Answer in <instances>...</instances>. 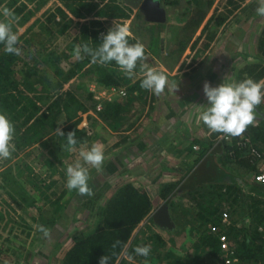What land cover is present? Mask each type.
<instances>
[{
	"label": "rangeland",
	"instance_id": "1",
	"mask_svg": "<svg viewBox=\"0 0 264 264\" xmlns=\"http://www.w3.org/2000/svg\"><path fill=\"white\" fill-rule=\"evenodd\" d=\"M126 1L86 0L81 3L84 7L78 3L73 8L68 7L65 0H0V3H2L0 11L5 6L13 3V7L10 9L12 13L18 6H25L23 13L17 19L13 17L5 18L0 14V20L9 21L12 31L17 33L19 38L17 47L23 46L24 40L33 34H41V38L43 37L41 42L47 46L46 50H44L43 46H39L36 50L33 48L25 49L27 47L20 49V54L17 55V62L12 67L19 80L22 96H25V98H21L23 104L20 108L26 106V110L23 112L24 115L21 119L13 122L14 133L10 142L12 145L10 149L11 155L8 158L0 157V211L6 213L0 224V264H55L61 249L68 248L72 241L85 237L99 224L100 219L92 215L88 218V222L91 224L76 226V221L73 219V211L66 203L68 198L66 193L68 191L66 187V170L69 166H75L77 163L88 169L87 182L91 194L81 195L78 192V196H85V199L90 201V208L96 210V204L104 201L103 193L112 190L114 184L108 182L107 185L104 184L105 186H103L101 176L98 175L101 167L96 169L89 164H85L80 152L90 149L93 145L102 147L104 140H108L106 130L110 129L113 132L116 130L101 121L93 107L96 106L97 110H101L105 101L118 98L119 91H115L113 88H106L103 84H100L97 81L100 76L97 75L96 71L95 73H87L90 70L88 68L94 64L93 59L91 60L92 62L89 61L82 67H77L76 63L78 61H85L90 56L81 50L80 54L81 52L83 54L79 58L74 54L70 61H61L60 64H53L52 67L47 64V60L49 53L53 51L59 54L65 50L76 53L77 47L75 46H78V42L76 45L75 42L80 36L81 24L85 21H101L105 28L109 27V22H111L114 26L124 25L128 27L129 36L136 42L138 40L139 43L143 44L145 57L137 61V66L133 70L131 77L126 75L115 61L106 64L100 63V66L108 67L118 72L121 70L124 72L122 74L123 80L126 82L131 81V84L135 83L136 80L144 79V71L147 70L145 65L147 68H149V65H153L151 61L153 58L150 56L151 51L148 49L150 38L148 32L142 27L145 26V23H142L143 18L138 14L139 9L134 8L130 4L128 5ZM198 1L201 5L199 10L197 9L196 0H180V4L176 7L166 5L165 12L169 20L165 22L166 26L162 33L163 39L165 36L170 37L169 39L174 37L177 44L182 43L183 40L186 41L187 37L185 39L184 36H187V34H182L183 36L178 40L177 35L181 28L188 26L193 14L197 13L201 18L205 17L202 23L207 21L206 26L202 29V24L199 28L195 25L191 31L192 33L194 30L191 42H189V38L186 42L192 50L198 46L203 50L208 49L218 37L222 27L209 21L210 19L207 20L212 16L211 14H213L214 19L227 17L226 22L248 0ZM253 1H255V7L251 11L253 14L258 15L257 9L261 6L260 0ZM253 1L250 0L251 4ZM115 3L125 8L129 18L124 20L109 19L99 15L101 12H107L112 9L111 6H114ZM106 5L109 6L106 7ZM29 10L33 12V15L29 16L27 20L26 16ZM247 10L248 6L246 7ZM203 11L205 13L202 16L200 12ZM261 17L264 20V16ZM262 24H264V21H262ZM188 28L187 33L190 30ZM46 29L50 33L44 31ZM200 29L202 34L198 37ZM256 29L260 30L261 33L257 39V46L258 54L262 60H258L261 63L255 61L252 65L264 64V57L261 53V36L264 27L260 29L256 26ZM96 30L101 29L97 28ZM138 34L143 36L140 37ZM203 37L205 38L202 40ZM49 40L50 44H48ZM167 41L168 44L166 43V46H174L171 40ZM179 45L182 46L181 44ZM198 54L200 55L201 53L199 52ZM153 57L157 58L156 56ZM236 57L234 56V58ZM156 60L161 62L159 59ZM169 61L172 62V60ZM235 65L236 67L241 66V61L238 60ZM248 67H251V64L243 70ZM35 70H37L38 75L28 74ZM243 70L238 72L239 76L235 82H239V77L246 76L242 74ZM30 79L34 83L33 90L28 89ZM45 81L47 85H43ZM48 87H50V90L47 89ZM129 87L130 85L124 87L125 94L128 92ZM71 96H75L80 101V104L89 109L85 113L79 110L76 115L78 118H83L80 127L87 131L89 140L81 146L68 149L69 151L67 152L57 129L63 131L74 121V119L69 121L70 117L64 107ZM89 96H91V99H89ZM26 97L31 98L35 106L25 100ZM142 98L146 99V94L140 96V99ZM140 101L144 104L146 103L145 100ZM255 110L257 111V119L258 117H263L264 101ZM32 112L36 113L33 120L27 126H22L25 116ZM88 116H92L96 120H86ZM126 117L123 116V118ZM127 120L129 121L130 117L125 119V124ZM32 124L34 127H32ZM125 124L123 125L124 127ZM114 125L117 124L114 123ZM16 126L19 127L17 128ZM17 137L23 138L21 141L25 145L22 144L21 147H17ZM32 138L35 139L32 140ZM258 172L259 169L253 175L255 184H258L254 179ZM17 185L22 186L24 191L16 192ZM100 188H102L103 193ZM194 189H187L186 197L183 199V202L187 201V209L193 212L191 221L190 218H187L188 222L185 216L179 215L175 207V213L171 211L172 218L168 213L175 230L170 231L168 228L160 227L154 218L150 217L145 223L141 224L136 236L146 240L145 238L149 232H156L155 229L159 228L160 233L158 234H162L161 236L165 242L161 252H178L189 264H224L213 259L207 249L200 245L198 230L201 221L196 216L198 208L195 207V204L198 200L199 202H205L202 196L207 193L208 188L197 189L195 195L191 197L189 193L193 192ZM217 192L218 190L215 196L214 190L209 188L208 196L210 198L208 200H215ZM174 202L175 199L172 200V203ZM66 204L67 207L64 208ZM186 207L184 208L186 209ZM99 210L100 208L97 211L99 212ZM200 211L202 212L203 210L200 209ZM225 211L229 213V209ZM231 223L229 218V223L223 224L226 225L224 226L226 228ZM183 225L189 226L190 229L185 230ZM41 226L47 231V235L40 230ZM212 228L213 226L209 230H212ZM218 231H222V227L217 228ZM149 244L151 250H153L155 248L154 243ZM8 251L10 252L8 253ZM155 253H159L156 248ZM155 261L159 263L160 260L156 259Z\"/></svg>",
	"mask_w": 264,
	"mask_h": 264
},
{
	"label": "trees",
	"instance_id": "2",
	"mask_svg": "<svg viewBox=\"0 0 264 264\" xmlns=\"http://www.w3.org/2000/svg\"><path fill=\"white\" fill-rule=\"evenodd\" d=\"M65 1L68 7H75L78 3L83 6L81 3L86 0ZM161 1L164 6L170 5L176 7L180 4V0ZM1 4L2 3H0V5ZM13 4L5 7L11 9ZM196 4L197 9L199 10L201 5L198 0H196ZM108 6L109 5H106V7ZM111 8L112 9H109L107 12H101L99 15L109 19L124 20L129 18L123 6H119L115 3ZM24 9L25 6H18L15 8L13 18L17 19L23 13ZM204 13L205 11L200 12L202 16ZM31 15H33V12L29 10L28 15L26 16L27 20ZM204 18H201L197 13L193 14L192 19L188 22V26H186L187 28H190L193 25L190 28L189 33L186 32V27L181 28L177 35V40L183 36L182 34H187V36L184 37L185 39L187 37V40L189 38V42H191L192 34L194 33V30L191 33L192 29L195 25L199 28ZM226 19L227 17H222L218 20L217 24L221 25ZM109 23V27L105 28L101 21H85L81 24L80 36L76 39L75 45L78 42L81 51H83L84 45H87L91 49H96L101 43L103 36L114 27L111 22ZM142 23H145V26L148 25L147 27H142L148 32V34H150V42L148 46L150 51L155 56L161 57L160 45L166 23L148 22L145 19H143ZM97 28H100L101 30H96ZM44 31L48 32V29ZM138 35L141 36V34ZM42 40L43 37L41 38V34H33L24 40L25 42L23 46L18 48L22 49L27 47L25 49L33 48L36 50L39 46H43L44 50H46L47 46L41 42ZM128 40L130 44L138 42L133 40L130 36L128 37ZM186 41L183 40L182 43H179L182 45H179L182 50H185L188 46ZM261 41V53L264 57V31L261 36ZM48 42V44H50V40ZM78 46L76 45L75 47ZM3 49L4 45L0 43V113L5 114L7 117L9 116L8 119L12 125H14L13 122L21 119L24 115L23 112L26 110V106L20 108L23 104L21 98H25V96H22L19 80L15 74V70L12 68L13 65H15L14 63L17 62V55L5 53ZM74 54L75 52L70 50H65L60 54L56 51L50 52L47 64L52 67L53 64H60L61 61H70ZM82 54L83 52H81L80 55L82 56ZM169 55L174 59L175 54L173 52ZM89 59L78 61L76 63L77 67H82L89 61L92 62L91 60L93 58H91V55L89 56ZM100 65L101 64L98 61H95L93 66L88 68L90 70H88L87 73H95L96 71L97 75L100 76L97 81L100 84H103L106 88H113L115 91H119L118 94L120 96L117 99L105 101L101 110H97L96 106L93 108L97 112L101 121L117 130L118 126L114 125V123L118 124L119 118L126 116L129 112L126 110L123 111V109L126 107L129 109L134 108L135 103L133 97L135 94H138L140 97L146 94L148 90L141 87V81L143 79L136 80L135 83L131 84V81L126 82L123 80L122 74H124V72L121 70L118 72ZM28 74L38 75V72L35 70ZM242 74L246 76L239 77V81L248 78L255 81H263L264 64H253L251 67L243 70ZM43 85H47L46 81ZM129 85V90L125 94L122 88ZM33 87L34 83L30 79L28 82V89L33 90ZM47 89L50 90V87ZM89 99H91V96H89ZM25 100L35 106L31 98L26 97ZM79 102L80 101L77 100L75 96H71L69 102L64 106L70 117L69 121L74 119V121L63 130L64 136H61L67 152L69 151L68 149L81 146L89 140L87 131L80 127L83 118H78L76 116L77 111L82 110V112L85 113L88 112L89 109ZM255 112L257 114L256 110ZM35 114L36 113L32 112L25 116V121L22 126H27L33 120ZM262 116L263 117H260L259 119L255 117L253 123L248 125L242 133V137L239 136L233 138L232 148H224L225 153H230L229 158L243 164L249 173H253L258 167H260V165L264 164V114H262ZM89 119L96 120L92 116L86 118V120ZM16 127L18 128L19 126ZM32 127H34V125ZM54 128H56V126H54ZM69 132H74V138L77 140L75 146H69L67 144L66 136ZM223 134L224 133L222 132H214L212 140L214 141ZM16 139L18 141L17 147H21L22 144L25 145V143L21 141L23 138L17 137ZM33 139L35 138H32V140ZM20 142L22 143L20 144ZM237 144H246V159H240L242 150L239 149ZM216 149H219V147L217 146ZM253 151L259 153L260 158H255L252 155ZM253 163L258 166H253ZM174 187L175 186L171 184L165 186L162 189L161 198H166L168 194L172 192ZM210 189L214 190L215 196L216 191L218 190L217 197L216 199L214 198L215 200H205L207 203L201 205V210L203 211L197 215V218L201 221L198 230L201 247L207 249L212 258L217 262L224 263L225 254L222 253L219 238L213 230V228L222 227L221 232L228 236L230 248L234 252L231 257L232 259H236L234 264H264V186L261 188L253 186L249 190L250 192H256L255 197L247 196L249 191L246 192L244 187H241L235 182H230V186L228 187L218 185L210 186ZM22 191H24L23 187L17 185L16 192ZM78 192V189H72L70 192L69 189L66 191L68 195L66 203H68V207L73 211V219L76 221V226L79 227L80 225L86 224L88 218L92 215L100 219L99 224H97L85 237L76 239L71 242V245L68 248L61 249L56 258L55 264H99V260L102 256L109 257L108 264H159L160 262V264H189L178 254V252H161V248H163L165 242L163 241L162 236L157 232H149L145 238L146 240L136 236V232L141 224L145 223L152 216L154 210L153 202L145 191L136 188L131 183L123 184L107 204L100 208L99 212L97 211V205L99 204L96 205V210H92V208H90V201H87L85 196H78ZM204 197L205 196L203 195L202 198L204 199ZM64 206V208H66L67 204ZM226 209H229V215L231 216L230 220L232 223L225 228L224 226L226 225L223 224L222 214ZM5 214V212L3 213L0 211V224L5 217ZM211 226H213V231L209 230ZM143 234L145 233L143 232ZM149 243H154V247L159 251L158 254L155 253V248L150 251L147 258L135 254L134 249L137 246L150 245ZM9 252L10 251H8V253ZM130 256L132 257L131 260L129 259ZM156 259L160 260L159 263L155 261Z\"/></svg>",
	"mask_w": 264,
	"mask_h": 264
},
{
	"label": "crops",
	"instance_id": "3",
	"mask_svg": "<svg viewBox=\"0 0 264 264\" xmlns=\"http://www.w3.org/2000/svg\"><path fill=\"white\" fill-rule=\"evenodd\" d=\"M254 3L251 4L250 0L244 2L233 17L221 24L218 37L208 49L203 50L198 46L192 50L188 45L182 50L174 37L169 39L165 36L161 39V57L155 58L150 52L153 65H149V68L164 73L167 83L159 95L148 90L147 98L140 99L135 94V107L123 109L129 111L126 116L130 120L125 124L127 117H120L117 130H106L110 142L104 140L102 144L105 159L98 175L103 186L108 182L114 186L104 193L100 188L104 201L96 204L98 208L104 207L123 184L131 183L150 196L154 205L151 218L166 206L171 218V211L175 213L176 207L179 215L191 221L193 212L187 209V201L183 202L187 189L195 188L189 193L193 197L197 189L218 185L228 187L230 182L244 187L246 192L253 186L263 187L253 182L255 171L249 173L243 164L229 158L230 153L224 152V148L233 147V138L240 135L229 136L224 133L213 141L214 132L198 118L208 103L203 91L205 83L213 87L232 83L245 67L255 61L261 63L258 61L262 59L257 46L261 33L255 27L262 29L264 20L251 11L255 7ZM211 15L207 20L218 23L220 19H214ZM166 19L169 20L168 15ZM206 22L202 23V29ZM198 33L199 37L202 30ZM167 40H171L174 46H166ZM172 52L175 54L174 59L169 55ZM238 60L241 66L236 67ZM237 145L242 150L240 159H246V144ZM217 146L219 149H216ZM252 165L258 166L255 163ZM169 184L174 185V189L166 198H161L162 189ZM255 193L249 191L247 196L255 197ZM204 196V201L210 198L208 190ZM203 203L196 201V216L201 213ZM87 224L91 223L84 225ZM183 227L185 230L190 229L187 225ZM171 230H175L174 225L170 227ZM155 231L160 233L159 228Z\"/></svg>",
	"mask_w": 264,
	"mask_h": 264
},
{
	"label": "clouds",
	"instance_id": "4",
	"mask_svg": "<svg viewBox=\"0 0 264 264\" xmlns=\"http://www.w3.org/2000/svg\"><path fill=\"white\" fill-rule=\"evenodd\" d=\"M261 6L257 13L264 16V0H260ZM161 8L165 10L164 4ZM0 14L5 18L13 17L14 14L8 8H3ZM129 29L124 25H115L102 38L101 43L96 49H91L87 45L83 46V52L92 56L93 61L106 64L115 61L117 65L124 70L129 77L137 66V61L145 57L143 44L137 42L130 44ZM19 42L17 33L12 31L11 23L6 20H0V43L4 45V52L8 54H20V49L16 46ZM76 56L80 57V47H77ZM144 71V79L141 81V87L159 95L166 86L167 77L164 73L158 72L152 68ZM204 94L207 98V107L199 115V119L213 132H222L229 136L241 135L246 127L253 123L256 112L255 109L264 101V81H255L251 78L239 82L222 83L218 86L204 84ZM60 136H64L63 131L57 129ZM14 133V126L8 117L0 113V157L8 158L11 155V140ZM67 144L75 146L77 140L74 138V132H69L66 136ZM85 164L99 169L104 162V151L101 146L93 145L88 150L80 152ZM66 187L69 190L78 189L81 195L91 194L88 186V169L77 163L75 166H69L66 170ZM40 230L47 235V231L41 226ZM137 256L147 258L151 251L150 245L137 246L135 249ZM131 260L132 257L130 256ZM109 257L102 256L99 264H108Z\"/></svg>",
	"mask_w": 264,
	"mask_h": 264
},
{
	"label": "water",
	"instance_id": "5",
	"mask_svg": "<svg viewBox=\"0 0 264 264\" xmlns=\"http://www.w3.org/2000/svg\"><path fill=\"white\" fill-rule=\"evenodd\" d=\"M128 5L130 4L134 8H140V11L145 16V20L148 22H155V23H165L166 22V12L161 8L159 0H146L142 6H138L139 3H136L134 0H127ZM149 2V5L153 6L156 10H158L161 14V17L158 18L157 16L149 13L147 9H145V5ZM155 222L164 228L170 229L173 225L170 216L167 211V207L164 206L158 213L154 214Z\"/></svg>",
	"mask_w": 264,
	"mask_h": 264
},
{
	"label": "built area",
	"instance_id": "6",
	"mask_svg": "<svg viewBox=\"0 0 264 264\" xmlns=\"http://www.w3.org/2000/svg\"><path fill=\"white\" fill-rule=\"evenodd\" d=\"M123 95H124V93H123ZM252 155L257 159L260 158L259 153H257L256 151H253ZM254 179H255V182H257L260 186H264V164H262L259 167V172L254 176ZM229 218H230V215L227 211L222 214V221L224 224L229 223ZM213 230L215 231V234L219 238L220 249H221L222 253L225 254L224 264H234L236 262V259L231 258L233 256L234 252L230 248V242H229L228 236L221 231L217 232V228H213Z\"/></svg>",
	"mask_w": 264,
	"mask_h": 264
},
{
	"label": "flooded vegetation",
	"instance_id": "7",
	"mask_svg": "<svg viewBox=\"0 0 264 264\" xmlns=\"http://www.w3.org/2000/svg\"><path fill=\"white\" fill-rule=\"evenodd\" d=\"M136 3H139L138 6H142L146 0H134ZM161 1V0H160ZM162 4V1H161ZM138 14L142 16L143 19H145L144 14L140 11V8H138ZM145 9L149 10L148 12L157 16L158 18L161 17V14L158 10H156L153 6L149 5V2L145 5Z\"/></svg>",
	"mask_w": 264,
	"mask_h": 264
}]
</instances>
